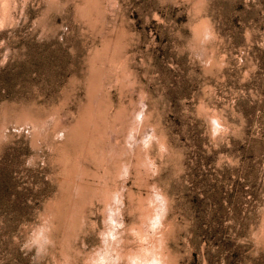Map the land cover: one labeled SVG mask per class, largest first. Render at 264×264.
I'll return each mask as SVG.
<instances>
[{"label": "rangeland", "instance_id": "rangeland-1", "mask_svg": "<svg viewBox=\"0 0 264 264\" xmlns=\"http://www.w3.org/2000/svg\"><path fill=\"white\" fill-rule=\"evenodd\" d=\"M0 41V264H87L115 192L125 262L264 264V0H0Z\"/></svg>", "mask_w": 264, "mask_h": 264}, {"label": "clouds", "instance_id": "clouds-1", "mask_svg": "<svg viewBox=\"0 0 264 264\" xmlns=\"http://www.w3.org/2000/svg\"><path fill=\"white\" fill-rule=\"evenodd\" d=\"M0 41V45H2ZM7 61V52L4 53L3 60H0V67ZM147 94L144 93L143 97L139 96L136 103V111L133 114V124L134 127L129 129L126 143L130 149L136 147L135 136L141 131L144 121L146 119L145 113L147 111V105L144 103ZM215 123V122H214ZM154 129L146 135L143 140V149L146 151L152 140L155 139V136L152 134ZM147 160V157H146ZM121 181L125 183L130 179V167L125 165L121 170ZM151 193L150 197L146 198L147 207L152 209L154 203L157 200H162L158 190L154 185L149 186L147 189ZM124 203V200L121 198L120 192L113 193V199L111 205L107 206V215L105 217L103 213V208L101 212L100 220V230L97 233V237L100 240L99 245H95L91 249V258L88 260L87 264H163L161 257L158 255V248L153 246L150 248L142 249V254H135L127 258V261L121 257L118 252V249L124 244V232H119L118 229H124L125 224L123 222V217L120 218V223H117L113 219V216L120 212L121 205ZM119 205V208H116V211L113 212V207ZM148 222V228L153 234L157 232L159 227L160 217L158 215H149L146 218ZM148 234V232L146 231ZM145 244L148 243L147 236L143 241ZM27 247V245H25ZM151 249V250H150Z\"/></svg>", "mask_w": 264, "mask_h": 264}]
</instances>
